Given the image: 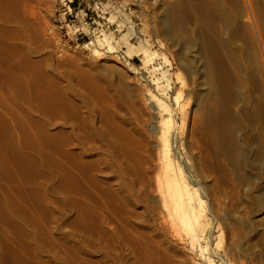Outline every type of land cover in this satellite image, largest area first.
<instances>
[{
  "label": "bare ground",
  "instance_id": "bare-ground-1",
  "mask_svg": "<svg viewBox=\"0 0 264 264\" xmlns=\"http://www.w3.org/2000/svg\"><path fill=\"white\" fill-rule=\"evenodd\" d=\"M20 1L0 0V264H172L176 251L185 255L183 264H213V257L231 264L217 254L227 228L220 180L203 184L192 153L198 151L204 166L226 175L222 157L239 147L229 125L239 107H254L262 115L257 135L263 146L264 91L252 92L257 75L247 72L251 66L244 68V102H229L236 106L233 112L221 98L228 90L224 80L241 73L230 67H237L235 60L228 64L221 55L215 67L220 63L227 80L206 81L209 97L193 112L181 104V90L170 100L137 85L124 93L76 67L52 78L40 60L13 43L23 38L20 31L5 26L25 25L17 20ZM241 11L247 46L264 83V4H242ZM114 37L102 33L86 48L100 42L113 53ZM135 48L146 63L156 57L139 44L130 51ZM235 76L233 81L240 77ZM156 89L167 95L158 82ZM252 140L241 143L249 155L258 147ZM259 174L264 181V169ZM260 192L256 186L251 195L261 204ZM238 196L236 189L230 194L233 200Z\"/></svg>",
  "mask_w": 264,
  "mask_h": 264
},
{
  "label": "rangeland",
  "instance_id": "rangeland-1",
  "mask_svg": "<svg viewBox=\"0 0 264 264\" xmlns=\"http://www.w3.org/2000/svg\"><path fill=\"white\" fill-rule=\"evenodd\" d=\"M57 3L58 0L20 1L18 4L22 5H18L20 10L17 20L23 19L25 25L18 22H15V24H5L8 28H15L20 31V37L23 38L15 40L13 43L20 47L22 46L24 53H28L33 60H40V68L52 78H58L60 72L69 73L73 70L75 71L76 67L77 71H80V69L82 71L85 70L99 77L100 82L104 85H119L123 91L129 87L133 89L137 85L136 87L142 92L147 93L145 91L147 90L152 95L163 98L164 100H170V97H173L175 92L181 90V104L183 106L185 105L190 112H193L209 97L211 90L205 86L207 84L206 81L217 78V76H219V79H221V76L226 77L223 75L222 66L219 65V62V67H216L218 69L221 67L222 73H220V69L219 72L215 70L217 69L215 67L217 64L216 59L218 61L223 59V62L225 59L228 64L233 63L232 61L235 60L233 64H236L237 67L232 64L230 67L239 69L235 70L234 73L236 71H239L238 73L236 72L237 74L241 73V75L235 74L236 76H240L239 78H236L234 74H229L232 78L235 76L237 80L234 81L229 76L227 78H230V81L225 78L232 88L222 78L226 86H228V90L223 92L221 98L227 100L229 104L227 107L232 112L246 98L243 79L245 66L252 67V69L250 67L247 70L251 76L252 72L254 75H257L255 78L254 76L252 77V79L254 78L253 80L251 79L252 92L255 95L259 94L258 91L260 90L259 92H261V87L263 89L262 91H264V83H261L262 81L257 74V70H255L254 55L250 53L253 49L247 46L250 44L247 36H245L244 24L241 23L243 22V18L239 16L242 14V4H264V0H156L153 18L151 19L150 25L147 23L146 29L144 30V33H150L152 44L147 39L130 42L128 34L125 33L119 37H114L116 45L113 53L107 51L106 47L100 48L98 45L100 42L97 44L93 42L90 50L68 54L63 57L57 56L51 43L45 39V31L51 25V16ZM165 20L166 22L164 23L163 21ZM163 24L165 25L163 26ZM165 26L167 27L165 28ZM143 42L148 46L143 44ZM219 42H223V44H219ZM138 44L147 48L149 52L155 53L156 57L151 62L146 63L143 54L137 52L136 48L130 51V47ZM94 50L97 51L96 54H94ZM222 51L225 53L223 52L222 54ZM229 51L233 53L230 54ZM123 54H126L129 59ZM219 55L223 58L219 59L217 57ZM163 56L167 58L168 62H164L162 59ZM221 64L223 65L224 63ZM225 64L224 67L229 66ZM212 67L215 68L213 69ZM227 68L229 67H226L225 71ZM229 69L226 71V74L229 73ZM231 70L233 71L234 69ZM231 70L230 73L232 72ZM165 78L169 79V83L166 82ZM218 78L215 80H218ZM157 82L163 90H166L167 95L160 94L159 90L156 89ZM218 82L221 83L220 80ZM237 87H241L242 89H237ZM253 89L257 92L255 90L253 91ZM124 98L127 100L126 97ZM136 98H139V96H136ZM229 102L237 105L235 106ZM241 111L243 114L247 111V115L242 116ZM257 111L254 107H239L236 109V112H233L232 120L229 122L232 130L229 129L230 132H234L231 135L233 139L236 138L234 140L239 147L238 152L228 153L222 157L226 175L220 170H217L214 165H208L210 169L207 168L208 166H204L202 161H200L201 158H199L198 151L192 153V164L195 167L194 171H197L201 182L203 184H211L216 178V180H220L221 182L217 181L223 203L226 207L227 228L224 226L226 239L219 245L217 254L226 256L231 264H264V181L258 178L260 176L259 173L264 169V143L263 146H259L262 145L260 144L261 142L259 143L261 137L259 138L257 135L258 133L259 136L261 134L259 123L263 121V117ZM123 114L128 116L126 111ZM260 117L261 119L259 120ZM249 124L252 127L255 126L252 128V130L254 129L253 131ZM258 130L259 132H257ZM245 138L247 140L253 139L252 141L257 143L256 146L258 147L254 148L255 150H253L251 155L241 145ZM217 175L222 177V179ZM208 176H211L210 180L207 178ZM256 186L261 191V204L251 195L252 190ZM232 189H236L239 193V196L234 200L230 198V194L232 196L233 192ZM229 225L233 227L229 228ZM97 255L92 256L93 261L97 260ZM127 259L131 260L130 256ZM48 260L51 261L50 258ZM183 260H185V255L176 251L172 264H183ZM192 263L195 262L193 261ZM213 264L225 263L213 257Z\"/></svg>",
  "mask_w": 264,
  "mask_h": 264
},
{
  "label": "built area",
  "instance_id": "built-area-1",
  "mask_svg": "<svg viewBox=\"0 0 264 264\" xmlns=\"http://www.w3.org/2000/svg\"><path fill=\"white\" fill-rule=\"evenodd\" d=\"M155 3L156 0H58L45 38L59 57L88 50L86 45L102 33H127L130 42L143 38L152 44L150 33L144 30L153 18Z\"/></svg>",
  "mask_w": 264,
  "mask_h": 264
}]
</instances>
